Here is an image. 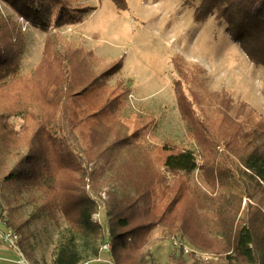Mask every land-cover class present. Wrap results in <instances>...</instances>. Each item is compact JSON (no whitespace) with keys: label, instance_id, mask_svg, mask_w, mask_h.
Here are the masks:
<instances>
[{"label":"trees","instance_id":"trees-1","mask_svg":"<svg viewBox=\"0 0 264 264\" xmlns=\"http://www.w3.org/2000/svg\"><path fill=\"white\" fill-rule=\"evenodd\" d=\"M1 1L28 25L51 32L39 63L19 77L25 37L12 18L0 16V191L36 190L41 209L64 216L68 234L53 264L96 257L105 237L112 264H147L145 248L157 231L192 250L171 254L165 264H264V118L251 111L236 121L222 108L225 94L210 93L203 78L193 77L192 100L180 89L175 95L197 153L170 140L146 147L141 140L155 128L154 117L125 120L120 111L131 90L123 81L107 82L121 60L107 64L57 31L79 24L93 8L77 0ZM112 1L127 9L126 0ZM183 3L195 22H224L247 59L264 69V0ZM12 117L22 119L19 130ZM195 171L204 186L191 184ZM106 184L114 191L103 192L104 229L92 220L97 202L89 191L97 195ZM6 215L31 260V219L10 205ZM196 250L207 258L195 257Z\"/></svg>","mask_w":264,"mask_h":264},{"label":"rangeland","instance_id":"rangeland-1","mask_svg":"<svg viewBox=\"0 0 264 264\" xmlns=\"http://www.w3.org/2000/svg\"><path fill=\"white\" fill-rule=\"evenodd\" d=\"M183 1L126 0L127 9L118 10L112 0H77L76 4L89 6L93 11L79 24L57 31L68 41L91 50L107 64L121 60L120 72L107 82L112 86L123 81L131 90L120 111L125 120L132 121L140 114L154 117L155 128L141 140L146 147L170 140L197 153L198 148L187 136L180 119L175 89L182 90L184 96L192 100L194 88L188 81L201 77L210 93L225 94L222 108L236 121L244 120L251 111L264 118V69L255 67L247 59L240 46L230 39L224 22L213 17L203 23L195 22L192 9ZM0 16L12 18L24 34L26 48L20 59L19 77L28 76L39 63L44 42L51 32L28 25L1 0ZM193 108L198 109L195 105ZM10 122L19 130L22 119L12 117ZM190 182L204 186L199 171L190 176ZM106 186H99L101 194L89 191L97 202L92 220L104 229L107 196L103 192L114 191L110 184ZM12 187L3 186L0 191V211L7 216L10 205L16 207L22 217L31 219L30 243L34 251L33 258L26 261L53 264L58 242L68 234L64 216L59 211L50 214L41 209L42 196L38 191ZM161 234L155 232L145 248L150 255L147 264L150 261L165 264L171 254L179 252L171 238H161ZM96 257H85L80 264H112L111 250L101 254L102 262L93 261ZM195 257L207 258V255L198 252ZM17 259L13 249L0 244V264H14Z\"/></svg>","mask_w":264,"mask_h":264},{"label":"built area","instance_id":"built-area-1","mask_svg":"<svg viewBox=\"0 0 264 264\" xmlns=\"http://www.w3.org/2000/svg\"><path fill=\"white\" fill-rule=\"evenodd\" d=\"M6 223H7V216H5L4 213L0 212V244L8 245L11 249L15 251V253H17L18 259L14 264H29L17 246L18 235L14 231L8 229ZM171 242L175 248H177L184 254H187L192 251L185 243H183L177 237H172ZM110 250H111V244L109 243V241L105 240L100 245L99 254L95 259H93V261L97 263L104 261L103 258L101 257V254L103 252L107 253Z\"/></svg>","mask_w":264,"mask_h":264},{"label":"crops","instance_id":"crops-1","mask_svg":"<svg viewBox=\"0 0 264 264\" xmlns=\"http://www.w3.org/2000/svg\"><path fill=\"white\" fill-rule=\"evenodd\" d=\"M6 252H8V251H6ZM106 257V256H105Z\"/></svg>","mask_w":264,"mask_h":264}]
</instances>
